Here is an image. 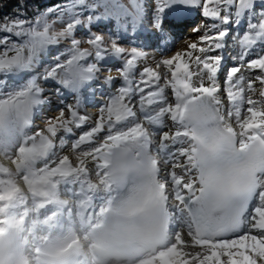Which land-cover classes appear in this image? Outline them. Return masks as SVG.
<instances>
[{
	"label": "snow or ice",
	"instance_id": "obj_1",
	"mask_svg": "<svg viewBox=\"0 0 264 264\" xmlns=\"http://www.w3.org/2000/svg\"><path fill=\"white\" fill-rule=\"evenodd\" d=\"M181 6L207 21L185 50L141 67L147 53L118 43L163 36ZM28 7L0 16V264H264V0ZM241 27L221 85L225 57L208 53ZM53 95L58 114L34 127Z\"/></svg>",
	"mask_w": 264,
	"mask_h": 264
},
{
	"label": "rangeland",
	"instance_id": "obj_2",
	"mask_svg": "<svg viewBox=\"0 0 264 264\" xmlns=\"http://www.w3.org/2000/svg\"><path fill=\"white\" fill-rule=\"evenodd\" d=\"M188 9H190V7L186 8V9H183L184 11L181 13V15L189 18L193 14V12L190 13L191 10H188ZM196 9H197V16L195 17L194 20L193 19L192 20L188 19L187 21H184V20L181 21L182 23L179 22V24L183 25V26H181V27H183L181 29V31L188 32L190 27L196 28L198 26H202V30L203 31L201 30V32H205L207 30V27H206L207 24H205L204 20H202L201 17H200V14H201L200 9L199 8H196ZM164 26H165V29H174L176 27V26L173 25V21H171L170 19L168 21H166ZM92 31L96 32L97 34L103 35V36H105L106 39H108L109 37L115 38L114 33L116 32V29L112 25H106L104 23H98L96 26L92 27ZM151 32L152 31H148L147 33H144L145 40L143 42H145L147 40V35L149 33H151ZM85 33H86V30L79 31V32L76 33V37L78 39H84V38H86L85 37ZM242 33H243V27H241L238 31H230L229 32V36L227 38V42L231 46V48L228 50V53L226 54V58H225V62L226 63L225 64L223 63V65H222L221 72L223 73L222 74L223 76L221 77V79H222L221 80V85H223L225 71L227 69H229L230 67L235 66L238 63L236 60L231 59V57L236 56V54L232 52V50L235 49V45H236L235 40L233 38L238 36V35H241ZM184 35H186V34H182V36H184ZM182 36H180V37H182ZM143 39H144V36H141V35L139 36L138 39L135 38V36H133V33L130 31L127 34V36H123L120 39H118V43H120L121 46L126 47V48L138 47V48L143 49L144 48L143 47V42H141ZM65 46H66V42L59 46V50L62 51L63 47H65ZM84 46L86 47L87 45H84ZM149 52L155 53L156 52V47H150L149 48ZM55 54H56V52L53 51L52 55H55ZM161 59H164V57H162ZM121 63L122 62L117 61V62H109L106 65H104L101 68V72H100L101 77L112 75V74H113V76H116L117 75V71L116 70H117V68H119L121 66ZM153 66H155V63L153 64ZM242 74L245 75L244 73H242ZM101 83H102V80H101ZM101 83H97L95 85L94 95H93L94 99L85 98L86 94H85V97L83 98L82 110L87 115H91V114L94 115V113L98 110L99 105L101 103H103V101H104L105 97H104V95H102V93L104 91H106V89H102L101 88ZM43 87L46 89V92L53 93L56 85L51 83V82H49L47 84H43ZM90 90L93 93V90L92 89H90ZM95 97H99V98H101L103 100L98 99V98L96 99ZM53 100L55 102L53 104H51V106H46L45 109L40 114H38L37 118L34 121V127H43L44 120L48 116H52V115L58 114L57 108L60 105H59V103L56 100V97L54 95H53ZM64 102L66 104H74L75 100H74L72 95H69V96L65 97ZM82 110H81V112L84 113ZM93 110H95V111H93ZM88 113H90V114H88Z\"/></svg>",
	"mask_w": 264,
	"mask_h": 264
},
{
	"label": "bare ground",
	"instance_id": "obj_3",
	"mask_svg": "<svg viewBox=\"0 0 264 264\" xmlns=\"http://www.w3.org/2000/svg\"><path fill=\"white\" fill-rule=\"evenodd\" d=\"M181 7L183 9L189 8V7H185V6H181ZM188 10H191L190 13L193 12V14L189 17L190 20H192V19L194 20L195 17L197 16V9L196 8H190ZM200 17L202 20H204L205 24H207L206 18L203 17L201 14H200ZM189 18L182 16V15H181V18L179 20H176L174 18H170V20L173 21V25L176 26L175 27L176 29L175 28L174 29H165V26H164L165 32H164L163 36H161L159 34L152 35L151 34L152 32H151L147 35V40L145 42H143L145 40V35H144V33L141 34V36H144V39L141 41V42H143V47H144L143 50L147 53V57H148L147 60L144 61L143 64H141V67H143L144 64H148V65L153 66V64L158 62L162 57L170 58L177 51L185 50L189 43L198 41L199 36H201L205 33V32H201L202 26L196 27V28H200L199 32H194L193 27H190L191 29L189 28L188 32L181 31V29L183 28L181 26H183V25L179 24V22H181L183 20L187 21ZM148 31H152V30L149 29ZM182 34H186V35L182 36ZM133 36H135V33H133ZM180 36H182V37H180ZM150 47H156V52L155 53L149 52ZM230 48H231V46L227 42V48L226 49H218L213 53H208V55L221 54L226 58V54L228 53V50ZM257 51H259V49H257ZM232 52L237 55L238 48L236 47V45H235V49H233ZM223 63L224 64L226 63L225 59L222 61V65H223ZM222 74L223 73L221 72V70L217 73V82L220 84H221V80H222L221 77L223 76ZM244 74L246 77L248 76V73L246 71L244 72ZM112 76H113V74H112ZM67 96H69V95H67ZM85 98L94 99L93 93L91 90H89L88 93H86ZM95 98L101 99L99 97H95ZM101 100H103V99H101ZM82 107H83V99H82L81 110H82ZM93 111H95V110H93ZM96 113H97V111L94 113V115L91 114L89 116L94 117L96 115ZM84 114H85V112H84ZM88 114H90V113H88Z\"/></svg>",
	"mask_w": 264,
	"mask_h": 264
},
{
	"label": "trees",
	"instance_id": "obj_4",
	"mask_svg": "<svg viewBox=\"0 0 264 264\" xmlns=\"http://www.w3.org/2000/svg\"><path fill=\"white\" fill-rule=\"evenodd\" d=\"M59 2L60 0H29L28 15L31 16L37 6L43 8ZM16 11V0H3V7L0 8V16L12 15Z\"/></svg>",
	"mask_w": 264,
	"mask_h": 264
}]
</instances>
